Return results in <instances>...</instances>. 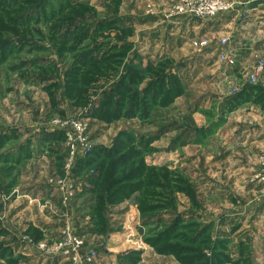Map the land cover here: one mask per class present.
Returning <instances> with one entry per match:
<instances>
[{
    "label": "rangeland",
    "instance_id": "rangeland-1",
    "mask_svg": "<svg viewBox=\"0 0 264 264\" xmlns=\"http://www.w3.org/2000/svg\"><path fill=\"white\" fill-rule=\"evenodd\" d=\"M11 1L4 0L9 4ZM66 1L69 0H43L42 8L37 10L38 21L31 20L19 29L13 27L14 32L0 29V213L5 205L14 203L10 211H4L9 215L8 219L12 217L21 225L28 221L50 223L47 229L28 225L19 232V228H13L18 232L13 237L8 236L14 234L12 231L0 236L6 248H0V253L4 252L0 264H31L36 263L37 257H40L37 264H184L173 254L158 253L145 241V237L155 234L163 226L157 218H152L148 225L142 224L145 217L137 207L139 193L125 199L127 202L123 205L120 204L123 201L107 203L103 208L107 227L105 232H96L91 218L97 203L95 193L89 192L92 184L87 183L89 188L86 190L78 183L87 182L97 166L96 163L84 168L79 165L80 148L83 147L80 144L74 154L77 153L76 158L71 159L63 127L66 132L76 135L73 122L81 124L83 138L93 147L112 145L120 131H129L137 137L140 134L151 136L159 129L167 128L169 131L160 139L151 142L153 149L144 154V159L148 165H165L187 182V188L175 192L178 211L175 215L182 218L177 231L193 237L195 242L189 244L184 239L176 242L197 249V253L203 252L198 264H264V109L248 102L239 109L226 112L222 105L225 97L249 84L248 75L256 60L264 62V51H231L235 56L231 66L218 58L219 40L227 38L228 44L234 42V38L236 40L239 35L236 29L245 24L244 19L250 18L247 9L227 10L238 15L237 22L228 29L223 14L208 19L170 15L177 0H89L96 17H120L127 25H132V35L125 37L132 47L123 64L134 61L136 54L143 65L155 63V50L168 43L172 66L174 63L182 65L187 71L185 79L190 82L189 90L185 89L184 94L176 97V103L165 107L156 105L146 122L138 117H120L106 122L94 116V108L102 94L100 90L91 93L90 100L83 105H73L71 98L66 97L64 73L75 52L58 53L47 30ZM240 2L230 0L229 4L235 7ZM21 7L30 6L22 4ZM3 8H0V27L9 23L8 18L17 15L16 7ZM147 15L159 19L146 21ZM163 15L171 21L180 17L181 21L176 20L164 33L166 30L162 32L161 28L169 21L163 22ZM183 16L186 21H182ZM116 25L120 27V23ZM157 32H161V36ZM195 37H206L211 41L210 46L198 48L192 45L190 41ZM228 44L224 48L227 49ZM166 49L164 46L160 52ZM239 58L245 59L242 62ZM177 60L182 63L178 64ZM236 67L240 72H233ZM120 71L125 70L121 67ZM42 75L50 79L43 80ZM263 76L264 65L255 84ZM250 110L252 114L248 113ZM259 114L261 121L256 119ZM215 122H220L218 127L213 125ZM205 126L214 131L205 141L196 143L189 138L188 142L173 146V139L187 129ZM253 130L262 132L254 141L251 139ZM47 133L59 136L56 140L64 146L61 152L43 146V137ZM124 169L120 167L118 173ZM46 188L49 191H43ZM69 191L73 192L69 194ZM60 197L64 203L66 199L68 207L59 201ZM14 208L16 211L13 212ZM55 213H62L66 218L57 217ZM82 213L80 226L77 218ZM174 216H165V225ZM2 219L0 215V225ZM83 225L86 232L81 229ZM151 230L155 231L148 233ZM65 231L84 239L78 249L79 259L56 258L49 254L55 252L51 249L65 236ZM12 238L20 242L12 243ZM30 248L39 250L35 252L39 255L29 259V255L21 254ZM41 251L49 258L43 259Z\"/></svg>",
    "mask_w": 264,
    "mask_h": 264
},
{
    "label": "trees",
    "instance_id": "trees-1",
    "mask_svg": "<svg viewBox=\"0 0 264 264\" xmlns=\"http://www.w3.org/2000/svg\"><path fill=\"white\" fill-rule=\"evenodd\" d=\"M42 2L43 0H12L9 4L0 0V8L17 9V15L8 18L9 23L2 24L1 31L14 32L13 27L19 29L20 26L31 23V20L38 21L40 15L37 10L42 8ZM22 4L30 7H21ZM94 12L95 9L89 4V0L66 1L59 12L55 13L56 16L47 28L58 53L75 52L69 68L64 73L67 84L66 97L71 98L73 105L85 104L90 100L88 96L91 93L100 90L102 94L94 108L96 118L111 122L120 117H138L142 122H146L156 105L169 106L176 97L185 93V85L178 69L172 66L171 58L161 57L155 63L148 62L143 65L136 54V60L123 64L124 57L132 47L125 39L126 36L132 35V25H127L120 17H96ZM53 14L52 11L51 17ZM117 23H120V27ZM115 26L117 27L112 29ZM121 67L124 72L120 71ZM118 74L119 77L116 78ZM42 79L50 78L42 75ZM245 102H253L264 109L262 85L248 84L226 98L222 105L228 112ZM219 123L215 122L213 125L217 126ZM166 129L163 127L151 136L140 134L137 137L129 131H120L112 145L95 146L89 155L79 160V165L83 168L94 163L97 166L95 174L90 175L88 179L92 184L90 191L95 193L97 202L93 206L91 218L96 232H105L107 219L103 208L106 204H117L139 193L137 207L145 217L142 224L148 225L152 218H157L163 226L155 234L145 237V241L160 254H173L184 264H198L203 252L197 253V249L176 242L179 239H184L189 244L195 242L193 237H186L177 231L182 218L179 214L175 215V212H178L175 206V192L188 187L186 180L165 165H148L144 159V154L153 149L151 142L167 131ZM211 131L210 127L187 129L180 135V139L181 136L183 138L193 132L196 135L195 140L199 141ZM58 138L56 133H47L43 137L45 143ZM42 144L44 145V142ZM61 150L62 148L57 147L50 149L57 153ZM120 167L125 169L119 174ZM159 178L162 181H159ZM168 215L169 218L175 216L165 225L163 219ZM153 231L155 230L148 233ZM6 233V229L0 225V236ZM37 237L36 235L35 238ZM2 243L0 240V248H4ZM216 256L220 257L221 254ZM0 257H4V252L0 253Z\"/></svg>",
    "mask_w": 264,
    "mask_h": 264
},
{
    "label": "crops",
    "instance_id": "crops-1",
    "mask_svg": "<svg viewBox=\"0 0 264 264\" xmlns=\"http://www.w3.org/2000/svg\"><path fill=\"white\" fill-rule=\"evenodd\" d=\"M242 2H240L239 3V5L238 4H236L235 5V7H233V9H236L237 11H239V9H240V11L241 10H243V8H246L247 9V12H249V15L248 16H250V18L249 19H244V23L245 24H241V26H240V28H237L236 29V33L238 32V37L236 38V40H235V38H234V42H230V44H228V48L231 50V51H233V52H242V51H245L246 53H249V52H253V51H259V50H262V51H264V0H241ZM244 15H246V14H244ZM155 15H150V16H146V21H148V20H156V19H159L158 18V16L155 18V19H152L153 17H154ZM185 16V15H184ZM184 16L183 17H181L183 20L182 21H186V20H184ZM223 16H225V25L226 26H228V29H229V27H230V25H233V23H234V21H236L237 22V19H238V15H235L234 13H230V12H227V13H223ZM160 17V16H159ZM131 18V17H130ZM167 18H166V16L165 15H163V16H161V20H163V22H167V20H166ZM170 19V18H169ZM131 20V19H130ZM133 20V19H132ZM181 21L180 20V17H177V18H175V19H172V21L171 20H168L169 21V23H165V27H162L161 28V30H162V32L163 31H165L164 33H167L168 31V29H170L172 26H174V22L175 21ZM242 23V22H241ZM144 24V23H143ZM164 24V23H163ZM166 24H167V27H166ZM181 24V23H180ZM182 24H184V22L182 23ZM181 24V25H182ZM238 25H240V22L238 23ZM176 26V25H175ZM167 28V29H166ZM157 35H160L161 36V32H157ZM195 38H197V37H195ZM165 43V42H164ZM164 46H167V51H161L160 52V50L161 49H163L164 50V46H163V48L162 47H159L157 50H155V54H156V56H155V54H154V56L156 57V59H159V58H161V57H169V58H171L172 59V56L171 55H169L168 53H169V51H168V49L170 48L169 47V45H168V43H165V44H163ZM148 48V47H147ZM162 52H164V53H162ZM241 57H243V56H241ZM243 59H245V58H239V61H242L243 62ZM177 62H179L178 60H177ZM180 62L182 63V61L180 60ZM178 63V64H181V63ZM176 67V69H178V73H179V75L181 76V79H182V81H183V83H184V85H185V89L186 90H189V81H188V79H185V76H186V72H185V70H183V68H182V65L180 66H176L175 65V63H174V68ZM182 70H183V72H182ZM233 72H240V69L238 68V67H236V70H233ZM189 73V72H188ZM183 74V75H182ZM256 84H259V85H262V87L264 88V76L262 77V78H260V80L258 81V83H256ZM248 85V84H247ZM245 87V86H244ZM242 89V88H241ZM214 92V91H213ZM234 95V94H233ZM232 96V95H231ZM228 97H230V96H228ZM228 97H225V98H228ZM173 103H176V100L173 102ZM248 104V102L247 103H242V104H240L239 106H237L236 108H234L232 111H234V110H236V109H239L240 107H242V106H244V105H247ZM236 112V111H235ZM258 112V111H257ZM248 113H250V114H252L251 113V110H250V112H248ZM259 113V112H258ZM259 117L258 118H256L258 121H261L260 120V114L258 115ZM220 124V123H219ZM218 124V125H219ZM203 124H199L198 126H202ZM218 125L216 126V127H218ZM177 127V126H176ZM200 128V127H199ZM205 128H209V127H206L205 126ZM172 129H175V127H173ZM167 131H169V130H167ZM166 131H164L159 137H158V139H160L161 137H162V135L165 133ZM212 133H214V131L212 130L211 131V133L210 134H212ZM262 132H261V130H258V131H256L255 132V130H253V135H252V141H254V140H257V137L261 134ZM210 134H208L206 137H202V138H200L199 139V141H196L195 140V138H196V135L193 133V132H189L188 134H186L185 136H183V140L186 142V140H187V142L189 141V138H190V140L191 139H194L193 141L194 142H200L201 140H202V142L203 141H205V139H207L208 138V136L210 135ZM178 137H179V139H178ZM175 139H177V140H175ZM175 139H173V146L174 145H178V146H180V144H181V142H184V141H182V138L180 139V135H178ZM254 139V140H253ZM58 140H52V141H50V142H46L43 146L44 147H46V148H53V147H57V149L58 148H62V149H64V146H62V145H60V143L59 142H57ZM41 144V143H40ZM39 146H41V145H39ZM51 146V147H50ZM106 146H109V145H106ZM49 151V150H48ZM51 180V179H50ZM87 183L89 184V181H87V182H84V181H82V182H79L78 184L80 185V186H82V185H84L85 187V189L87 190V188H89V186L87 185ZM56 186V185H55ZM43 191H49L47 188L46 189H44ZM89 192H91L90 190H89ZM54 194H58V193H54ZM51 196H53L52 194H51ZM60 196H62V195H60ZM65 196V195H64ZM64 199H62L61 197H60V199H59V201H63ZM58 201V202H59ZM127 202V200H125V201H123L122 203H120L121 205H123V204H125ZM12 204H14V203H12ZM12 204H9L8 206H6L5 205V208L3 207L2 208V210H3V213H0V215L1 216H3V218H4V220L2 219V227L3 228H5L6 229V231H12L14 234H9L8 236H10V237H13V235H15L16 233H18L19 231H21L22 229H24V228H26L28 225H33V226H35L36 228H38V229H42V228H44V229H47L49 226H50V223H47V221H45V223H43V224H41L40 223V221H38L37 223L35 222V221H28L27 223H25V224H22L21 225V223H20V221H16V220H13L12 219V217L11 218H9L8 219V216L9 215H5L6 214V212H4L6 209L8 210V211H10V208H11V206H12ZM63 204H66L67 205V207H68V202H66V199H65V203H64V201H63ZM57 205H59V204H57ZM70 206V205H69ZM57 207V206H56ZM56 207H54V210H55V208ZM62 207V206H61ZM60 206L58 207V208H61ZM16 208V207H15ZM15 208L12 210L13 212L14 211H16L15 210ZM57 208V209H58ZM79 211V210H78ZM67 212H69L68 210H67ZM56 215H57V217H60V218H66V215H65V217L62 215V213H55ZM79 213H77V215H78ZM84 213H82V215H81V217L79 216H77L78 218V222H79V224H80V226H82L81 224H82V217L84 216L83 215ZM4 215H5V217H4ZM14 216H16V215H14ZM62 221H65V220H62ZM45 224V225H44ZM46 224H48V226L46 225ZM62 225V224H61ZM44 226V227H43ZM13 228L15 229H20V230H18V232H16V231H13ZM59 228V227H58ZM84 229V231L86 232V230H85V227H84V225H83V227H81V229ZM82 236H83V233H82ZM10 240H13V242L12 243H18V240L17 239H15V238H12V239H10ZM19 242H20V240H19ZM28 252H22L21 254L22 255H24V257H26L27 255H29L28 256V258L29 259H31V257H33V256H35V257H37L38 255H39V253H35V252H40L39 250H36L35 248H30V249H28L27 250ZM41 253H42V251H41ZM38 254V255H37ZM44 254V255H43ZM41 256L43 255V259H45V258H49V257H47V253H42V254H40ZM55 257L56 258H60L59 256H56L55 255ZM40 260V257H37V261H36V263H31V264H37V262ZM51 262H54L53 260H55V259H52L51 258ZM57 260V259H56ZM46 262V261H45ZM21 264V263H20ZM23 264V263H22ZM25 264V263H24Z\"/></svg>",
    "mask_w": 264,
    "mask_h": 264
},
{
    "label": "built area",
    "instance_id": "built-area-1",
    "mask_svg": "<svg viewBox=\"0 0 264 264\" xmlns=\"http://www.w3.org/2000/svg\"><path fill=\"white\" fill-rule=\"evenodd\" d=\"M229 1L230 0H177V3L173 4L174 12L173 14L170 13V15L183 14L187 17L208 19L211 17H216L219 14L227 13V10L232 9L233 7H231ZM227 40V38H221L219 40L218 44L220 50L218 52V58L223 63L231 66L234 65L235 56L231 53V50L228 47L227 49L224 48V46L228 44ZM190 42L192 45L198 48H208L211 44V41H209L206 37L193 38ZM255 62L252 72H250V75H248L249 84H255V80L264 65L263 61L256 60ZM73 126L76 127V135L70 131L66 132L64 127L63 130L65 131V138L67 140L66 147L68 150H70L71 159L74 160L77 156V153L74 156L76 150L78 149L77 144L83 146L80 148L82 154L79 157L81 158L85 157L87 153L91 152L93 145L89 144V142L83 138V129L81 128V124L73 122ZM71 192L73 191H69V194H71ZM64 233L65 236L59 240V242L54 244V247L51 246V250L55 252H51L49 254L65 257L66 259H79L78 249L83 244L84 239H82V237L79 235L70 233L68 231H65ZM41 246L43 247L44 243H42Z\"/></svg>",
    "mask_w": 264,
    "mask_h": 264
}]
</instances>
